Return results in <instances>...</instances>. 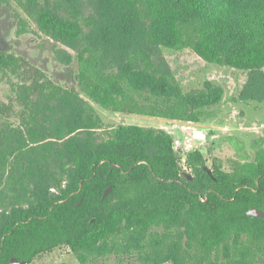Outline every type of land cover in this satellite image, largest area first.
<instances>
[{
  "label": "trees",
  "instance_id": "trees-1",
  "mask_svg": "<svg viewBox=\"0 0 264 264\" xmlns=\"http://www.w3.org/2000/svg\"><path fill=\"white\" fill-rule=\"evenodd\" d=\"M58 2L24 5L65 47L57 60L77 62L76 85L106 110L200 123L221 103L224 90L212 82L185 93L164 48L247 72L240 100L264 102V0H94L89 32L77 17L83 0ZM24 62L0 51L2 68L22 71ZM28 73L21 125L4 121L9 107L0 105V181L10 179L0 197V264H33L60 247L80 264L120 252L142 264H264V219L247 215L264 212V140L232 171L209 167L200 150L183 163L166 131L121 125L104 138L76 89Z\"/></svg>",
  "mask_w": 264,
  "mask_h": 264
},
{
  "label": "rangeland",
  "instance_id": "rangeland-1",
  "mask_svg": "<svg viewBox=\"0 0 264 264\" xmlns=\"http://www.w3.org/2000/svg\"><path fill=\"white\" fill-rule=\"evenodd\" d=\"M50 1L55 3L56 0ZM60 2L61 0L58 3ZM26 3L27 0H0V51L25 61V69L18 72L0 67V105L9 107L4 121L15 127L21 125L28 108L19 100V87L31 84L32 76L28 71L33 67L44 75L41 81L45 85L51 81L62 88L76 89L100 117V133L104 138L110 135L112 129L121 125L154 128L173 136L174 149L183 163L186 154L194 150L203 152L209 167L216 161L226 171H232L238 163L254 159L264 140V102L240 100V94L247 82V72L209 64L190 49L177 51L164 48V55L185 93L203 89L206 82H212L224 90L221 103L207 109L200 123L109 111L89 99L76 85L71 75L77 69V62L72 66H65L57 60L56 49L65 47L40 30L32 14L26 10ZM93 5L94 0H83L77 15L85 32H89L91 28L88 21L94 14ZM62 7L66 8V5ZM31 97L36 99L37 95ZM9 180L5 176L0 181V197L5 193L10 194ZM33 264L80 263L67 247H60L40 256ZM89 264L142 263L137 254L120 252Z\"/></svg>",
  "mask_w": 264,
  "mask_h": 264
},
{
  "label": "water",
  "instance_id": "water-1",
  "mask_svg": "<svg viewBox=\"0 0 264 264\" xmlns=\"http://www.w3.org/2000/svg\"><path fill=\"white\" fill-rule=\"evenodd\" d=\"M204 170L209 174L210 177H213V171L209 167H205ZM186 176L189 178V180H192L191 174H186ZM111 192V188H109L105 194L104 197H106ZM248 216L250 217H257V218H263L264 219V212L262 210H259L257 208H252L248 213ZM11 264H27L25 261H19L16 258L11 259Z\"/></svg>",
  "mask_w": 264,
  "mask_h": 264
}]
</instances>
